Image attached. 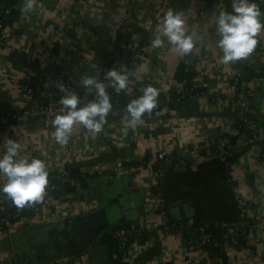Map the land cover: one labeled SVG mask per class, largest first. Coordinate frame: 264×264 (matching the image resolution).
I'll return each instance as SVG.
<instances>
[{
  "label": "crops",
  "instance_id": "0c3cea01",
  "mask_svg": "<svg viewBox=\"0 0 264 264\" xmlns=\"http://www.w3.org/2000/svg\"><path fill=\"white\" fill-rule=\"evenodd\" d=\"M255 2L264 12V0ZM232 3L141 0L136 8L137 38L144 31L151 32L154 40L165 13L173 9L184 13L186 33H196L202 39L185 55L173 51L167 37H163L164 44L159 48L151 44L139 66L129 71L128 85L151 75L159 91L171 96L190 81L215 101L191 100L178 110L142 118L135 126L130 124L131 118L105 122L98 134L77 124L63 145L53 136L55 127L48 128L42 121L0 129V145L8 138L16 139L22 144L20 157L43 159L48 172L68 170L78 176L94 168L113 172L55 197L51 210L60 211L57 205H66L68 217L64 221L44 225L27 220L12 233L0 236V264H110L109 244L93 243L87 251L73 255L68 226L100 211L107 213L111 229L123 222L134 223L128 219L136 215L140 218L145 212L158 220L157 213L148 209L157 175L147 161L165 153L170 159L168 169L177 171L186 165L193 172L208 162V149L219 138L221 125L238 132L234 100L238 92L233 85L237 75L241 79L239 91L246 93V102L255 110L260 131L251 144L236 139L239 158L233 176L237 190L252 205L251 220L244 223L247 236L227 241L226 249L230 264H264V159L260 156L264 144V32L258 36L252 54L223 63L216 22L221 10L232 11ZM126 6L127 0H36L35 7L28 11L20 4L22 26L11 33L0 51V118L13 114L21 101L19 86L34 79L39 61L65 63L67 72L81 80L84 76L95 77L113 47L115 28ZM51 48L55 56L47 58ZM126 60L122 58L110 70L115 68L124 74ZM105 83L112 84L107 75ZM215 129L219 135L212 137ZM4 151L0 147V156ZM121 161L131 167L129 172L117 171L116 164ZM0 179L7 181L4 176ZM185 189L189 192H182ZM193 191L184 187L181 194ZM183 202L174 203L171 211ZM186 234L181 231L166 235L150 229L143 241L144 249L136 253L132 264H209L207 249L194 248Z\"/></svg>",
  "mask_w": 264,
  "mask_h": 264
},
{
  "label": "built area",
  "instance_id": "2783aa9c",
  "mask_svg": "<svg viewBox=\"0 0 264 264\" xmlns=\"http://www.w3.org/2000/svg\"><path fill=\"white\" fill-rule=\"evenodd\" d=\"M18 2V5H8L4 8L5 20H9L14 9H21L20 4H25V0H14ZM141 0H127V6L124 12L121 14L119 23L115 28V41L111 51L105 57L104 64L99 68L95 78L103 82L106 86V91L111 97L112 109L106 117V122L117 121L120 119H126L127 116V106L122 101L130 103L133 99L139 98L143 94L142 89L147 86H153L158 91L159 89L155 86L153 77L151 75L145 76L139 83L135 85H128L127 87L120 91H112L115 89L112 84L105 83L106 73L110 70V65H115L122 58L127 59L132 58V65L139 66L140 59H143L149 46H143L139 43V40L147 36L152 39L151 32H141L140 37L135 36V28L138 19L136 13L137 4ZM19 18V17H18ZM22 26L21 20L18 19L13 25L10 22L6 24H0V51L3 46L6 45L11 33L15 29H19ZM146 31V30H145ZM133 35L134 39L129 41V36ZM55 56V50L50 49L47 54V58ZM127 62V60H126ZM127 66V65H126ZM59 68L60 73H56L54 70ZM67 65L62 62H57L54 64L39 61L36 68V73L34 79L26 80L21 82L19 86V92L21 101L15 108L13 114L9 117L0 118V129L5 128H16L22 127L31 121H42L46 127L52 125V121L55 117L60 114L59 110L63 107L60 104L61 98L66 94L62 89L68 92H75L80 97L79 107L97 100V92L95 88L89 90L84 87L81 91L78 88V81L75 74L69 73L66 70ZM130 69L126 67L123 70L124 74L127 75L129 80ZM240 77L237 75L233 79L234 88L237 90L238 94H235L234 100L236 103L235 117L236 121L240 123L238 127V132L232 133L229 128L221 125L220 136L217 138L213 144L209 147L208 160L220 159L221 161H228L231 157L237 154V143L236 139L240 138L243 143L251 144L257 140L258 133L260 131L259 123L254 119L256 112L255 110L246 102V93L240 90ZM191 88L182 87L176 94L177 98L173 99L168 93L165 92L164 99L157 104V107L153 109L151 114L145 113L143 118H148L154 115H159L166 113L167 111L178 110L185 103L191 100H207L209 102L215 101V98L210 95L207 91H197L202 88L196 84L192 83ZM129 87V88H128ZM197 91V92H196ZM129 119V118H127ZM261 160L264 159V144L261 149ZM170 159L165 153H159L156 158L150 160V167L153 169L157 175V180L154 184L152 190L153 201L152 205L148 207L149 211L154 210L159 216L158 220H155L148 212L142 213L140 218L134 222L130 227H114L110 230V237L117 239L118 250L120 252V261L116 264H132V260L137 252L144 249L143 241L146 239L147 234L150 229L159 230L166 235L177 232L176 229L187 232L196 231L194 229V217L185 219V222L172 221L169 217V213L166 206V201L162 194L159 192V188L162 183V178L165 175L164 170L161 165L169 162ZM236 164L231 165L230 182L234 185L235 197L238 207L241 210V221L232 224H222V228L226 231L224 235V241L234 240L237 237H245L246 230L244 228V223L251 220V208L252 205L248 200L237 190L234 181L233 171L236 168ZM160 165V167H156ZM118 172L126 173L131 170L125 162H118L116 164ZM179 171L185 173L189 170L188 166L182 165L178 169ZM195 171V170H194ZM49 173V183L43 200L35 202L29 206L35 210V214L32 218L22 219L20 222H15L21 219V215L25 207H17L13 201L4 193H0V236L12 233L18 226L28 221L39 222L44 225L57 223L64 221L68 217L67 207L57 205L60 211H52L51 208L55 203V191L58 189L56 186L59 183L62 186L69 187L72 189H79L82 187V181L86 183L96 182L97 180L110 176L113 172H106L102 169H88L83 173V178L75 177L72 175L71 171L68 170H55ZM0 179V185L6 183ZM91 202V201H88ZM87 202V203H88ZM91 205L92 203H88ZM62 211V212H61ZM64 212V213H63ZM31 219V220H30ZM201 235V236H200ZM199 240H193V247L199 248L205 246L212 241V235L207 233L204 228L200 229ZM227 246L224 248V253L227 255ZM223 253L214 260L210 259L209 264H222Z\"/></svg>",
  "mask_w": 264,
  "mask_h": 264
},
{
  "label": "clouds",
  "instance_id": "9594fccd",
  "mask_svg": "<svg viewBox=\"0 0 264 264\" xmlns=\"http://www.w3.org/2000/svg\"><path fill=\"white\" fill-rule=\"evenodd\" d=\"M36 0H25L24 7L31 11ZM264 12L255 0H233L232 11L221 10L217 17L216 31L219 39L218 47L222 50L221 61L225 64L248 57L258 46V36L264 32ZM163 37L173 45V51L180 55L190 53L196 42L202 37L196 33L187 34L183 12L169 9L159 26L152 46L159 48L164 44ZM107 77L117 92L124 90L128 84V77L115 68L108 70ZM82 84L89 90L95 88L98 99L83 107L80 97L75 92H68L61 98L63 106L53 123V136L60 144H67L73 128L83 124L93 134L101 132L106 117L113 105L111 97L103 82L93 76H84ZM143 94L133 99L127 105V116L130 124L135 126L142 122L145 113L151 114L157 107L159 91L153 86L142 89ZM0 147L5 151L0 156V176L7 178V182L0 185V193L6 194L13 203L20 208L43 200L49 183V173L46 162L41 158L28 159L20 157L22 144L16 139L8 138Z\"/></svg>",
  "mask_w": 264,
  "mask_h": 264
},
{
  "label": "trees",
  "instance_id": "16d2710c",
  "mask_svg": "<svg viewBox=\"0 0 264 264\" xmlns=\"http://www.w3.org/2000/svg\"><path fill=\"white\" fill-rule=\"evenodd\" d=\"M19 3L14 0H0V24L10 22L13 25L16 21H18L19 10L14 9L10 16L9 20H5L4 17V8L8 5H18ZM264 19V17L262 18ZM20 33V31H18ZM134 39L133 35L129 36V41ZM153 39H150L147 36L142 37L139 40V43L143 46H150ZM140 59L139 62H141ZM132 58L128 57L126 65L130 70L135 68L132 65ZM110 65V67H112ZM56 73H60L61 70L56 68L54 70ZM77 77V76H76ZM78 88L83 91L84 86L82 84L81 78L77 77ZM192 83L189 81L184 88H191ZM126 90V89H125ZM112 91H116V89H111ZM197 91H206L203 88H199ZM196 91V92H197ZM173 99L177 98V94H171ZM140 97V96H139ZM165 93L159 91L158 103L164 99ZM125 106L129 103L122 101ZM157 103V104H158ZM130 118V117H128ZM254 119L260 123L259 119L255 115ZM239 158V154L231 157L227 162L221 161L220 159H211L208 162L200 165L197 172H193L188 170L183 173L179 170H175L173 168L168 169L167 164H162L161 167L165 172L164 177L162 178V183L159 188V192L162 194L163 198L166 201L167 210L169 213V217L172 221H179V219L173 218L171 214V207L174 203H178L181 201H189L193 204L196 210V215L194 217V229L195 232L188 231L186 234V240H199L200 229L205 228L207 226V233L212 235L211 243L203 246L207 249L210 259L214 260L219 257L223 253L222 264H230L228 256L224 253V248L226 246V242L224 241L225 230L222 228V224H232L241 221V210L238 206H234V201L236 200L234 185L230 182V173H231V165L235 164ZM151 160V159H150ZM150 160L147 162L149 163ZM156 167H160V165H156ZM75 177L83 178L82 175L78 176L76 173H72ZM82 186L86 183L82 181ZM58 189L55 191L54 196H61L69 191H72V188L65 187L56 184ZM184 187H191L194 191L190 194H181V190ZM35 214V210L31 207L27 206L24 208L21 219L15 221L20 222L22 219H26ZM186 220L180 222H185ZM133 223H124L120 224L118 227H130ZM177 232H181L176 229ZM201 236V235H200ZM111 243L109 244V259L110 264H116L120 261V252L118 250V241L117 239L110 237Z\"/></svg>",
  "mask_w": 264,
  "mask_h": 264
},
{
  "label": "water",
  "instance_id": "95a60500",
  "mask_svg": "<svg viewBox=\"0 0 264 264\" xmlns=\"http://www.w3.org/2000/svg\"><path fill=\"white\" fill-rule=\"evenodd\" d=\"M53 121L52 126L55 127ZM211 134L212 137H217L219 131L215 129ZM182 192H189V189H185ZM233 204L234 206H238L237 201H234ZM171 214L173 218L185 220L195 217L196 211L191 203L183 202L181 205L174 207ZM138 218L139 215H136L128 220L134 222L137 221ZM122 224H124V222ZM110 225L108 215L105 211H100L89 217L71 223L68 226V236L73 255H79L87 251L93 243L100 242L104 245L110 244Z\"/></svg>",
  "mask_w": 264,
  "mask_h": 264
},
{
  "label": "rangeland",
  "instance_id": "374dc122",
  "mask_svg": "<svg viewBox=\"0 0 264 264\" xmlns=\"http://www.w3.org/2000/svg\"><path fill=\"white\" fill-rule=\"evenodd\" d=\"M87 33L91 34V31H87Z\"/></svg>",
  "mask_w": 264,
  "mask_h": 264
}]
</instances>
